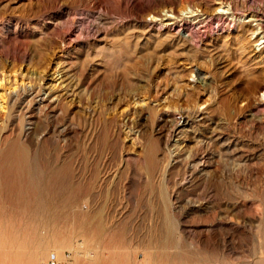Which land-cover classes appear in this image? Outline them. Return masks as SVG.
Masks as SVG:
<instances>
[{"label":"rangeland","instance_id":"374dc122","mask_svg":"<svg viewBox=\"0 0 264 264\" xmlns=\"http://www.w3.org/2000/svg\"><path fill=\"white\" fill-rule=\"evenodd\" d=\"M215 1L0 0V264H264V0Z\"/></svg>","mask_w":264,"mask_h":264},{"label":"bare ground","instance_id":"6f19581e","mask_svg":"<svg viewBox=\"0 0 264 264\" xmlns=\"http://www.w3.org/2000/svg\"><path fill=\"white\" fill-rule=\"evenodd\" d=\"M225 1V0H224ZM214 2L216 3V1L214 0ZM220 3V2H219ZM227 4V3H226ZM228 5H229V3H228ZM218 7V8H217ZM216 8H215V10H220L219 8H221V7H225V4H224V2H221L220 4H218V6H217ZM213 11V10H212ZM216 11H214V13H215ZM238 12V11H237ZM170 13V12H169ZM244 13V12H243ZM166 14V13H165ZM168 15L169 14H167L166 16L168 17ZM165 16V15H164ZM169 16H171V15H169ZM242 16H248V21H250L251 23H252V21H254V24H255V22H256V24L255 25H257L256 27H254V28H252V32L251 31H249L250 32V34H251V37L252 36H254V37H257L256 39H255V41H254V43H255V46H257V50H258V52L256 51V52H254V53H252V57H254L255 59H257V61L258 62H261L262 61V58H263V56H262V53H263V51H264V18L262 17V16H260V14L259 13H256V12H249V13H244V14H242ZM162 20V19H161ZM169 22V21H168ZM172 22V21H171ZM254 25V26H255ZM262 28V29H261ZM260 29V30H259ZM249 30V29H248ZM254 39V38H253ZM252 39V40H253ZM243 46V45H242ZM242 46H240V49H241V47ZM243 48H245V47H243ZM242 48V49H243ZM245 51V50H244ZM243 51V52H244ZM242 54H244V53H242ZM264 54V53H263ZM255 55V56H254ZM61 67V66H60ZM58 68V67H57ZM55 72H57V71H55ZM61 73L62 72H60V75H59V77H57L58 78V80H59V78H61ZM58 74V73H57ZM56 75V74H55ZM58 76V75H57ZM52 77V76H51ZM69 78H71V75H70V77ZM3 78H0V80H2ZM54 79V78H53ZM56 79V78H55ZM193 79V78H192ZM5 80V79H4ZM58 80H57V82H58ZM194 81H195V79H193ZM9 81V80H8ZM61 81V80H60ZM59 81V82H60ZM75 81V80H74ZM174 81V80H173ZM190 81V80H189ZM202 82V81H201ZM8 83V82H7ZM27 83V82H26ZM52 83V82H51ZM1 84H3V83H1ZM13 84V83H12ZM15 84V83H14ZM20 84H22V83H20ZM24 84V83H23ZM30 84V83H29ZM53 84V83H52ZM60 84V83H59ZM74 84V83H73ZM72 84V85H73ZM188 84H189V82H188ZM5 85V84H4ZM26 85H28V84H26ZM62 85H63V83H62ZM68 85V84H67ZM71 85V86H72ZM76 85V84H75ZM263 85V84H262ZM7 86V85H6ZM8 86H9V84H8ZM30 86V85H29ZM32 86V85H31ZM30 86V87H31ZM77 86V85H76ZM12 87V86H11ZM13 87H14V85H13ZM22 87V86H21ZM33 87V86H32ZM54 87L55 86H50V85H47L45 88H46V90H45V95H47V96H49V95H51V94H53V90H54ZM62 87V86H61ZM60 86H59V88H61ZM67 87V86H66ZM3 88V87H2ZM9 88H10V86H9ZM25 88V87H24ZM44 88V89H45ZM58 88V87H57ZM63 88V87H62ZM72 88V87H71ZM74 88V87H73ZM4 89V88H3ZM12 89V88H11ZM15 89V88H14ZM17 89V88H16ZM39 89H41V88H39ZM28 90V89H27ZM31 90V89H30ZM58 90V89H57ZM64 90V89H63ZM66 90V89H65ZM67 90H69V88L67 89ZM6 91V90H5ZM4 91V92H5ZM8 91H11V90H8ZM7 91V92H8ZM26 91V90H25ZM33 91V90H32ZM72 91V90H71ZM31 92V91H30ZM67 92V91H66ZM74 92V91H73ZM41 93V92H40ZM56 93H58V92H56ZM68 93V92H67ZM181 93V92H180ZM179 93V94H180ZM7 94H9V93H7ZM22 94H23V92H22ZM27 94V93H26ZM64 94V93H63ZM69 95H70V93H68ZM72 94V93H71ZM74 94V93H73ZM182 94V93H181ZM186 95H187V93H185ZM1 95H3V94H1ZM14 95H16V94H14ZM24 95V94H23ZM58 95V94H57ZM57 95H54L50 100H53V99H57L58 97H57ZM5 96V95H4ZM6 96H8V95H6ZM25 96V95H24ZM262 96L264 97V90H263V92H262ZM186 97V96H185ZM41 98V97H40ZM44 98V97H43ZM42 98V99H43ZM3 99V98H2ZM5 99V98H4ZM4 102V101H3ZM56 102V101H55ZM45 103V102H44ZM42 104V103H41ZM184 104H185V102H184ZM5 106V105H4ZM77 106H80L79 104L77 105ZM186 106V105H185ZM45 108H46V106H44ZM81 107V106H80ZM197 107V106H196ZM198 107H199V105H198ZM1 109H2V107H1ZM166 108H164V110H165ZM168 109H170V108H168ZM168 109H167V111H168ZM187 109V108H186ZM189 109V108H188ZM187 109V110H188ZM79 110V109H78ZM77 110V111H78ZM171 111V110H170ZM201 111V109H199V108H195V110H192V111H185L184 109L183 110H180L178 113H176V114H174L173 116H172V119H171V123L170 124H172L171 126H172V131L174 132V133H177V131L178 130H180L183 126H185L186 124H188V122L190 121V120H192V117L194 116L195 118L196 117H198V120H199V118L201 119L202 118V112H200ZM83 112V111H82ZM165 112H166V110H165ZM162 114H164V113H162ZM166 115V114H165ZM193 115V116H192ZM200 116V117H199ZM206 117V116H205ZM161 118H162V116H161ZM197 119V118H196ZM170 126V127H171ZM214 128V127H213ZM212 130H215V129H212ZM171 135V134H170ZM211 136V135H210ZM170 138H171V136H170ZM16 141V140H15ZM18 141V140H17ZM176 141H177V139H176ZM10 144V143H9ZM19 147H20V144L18 145ZM22 147V146H21ZM12 149H14V148H12ZM20 149V148H19ZM18 150L16 149V152H17ZM10 152V151H9ZM11 153H13V152H11ZM20 157V156H19ZM25 158V157H24ZM28 159V158H27ZM26 159V160H27ZM14 160V159H13ZM15 160H16V163H17V160L19 161V159H16L15 158ZM29 160V159H28ZM13 163V162H15V161H12L11 159H10V161H9V163ZM23 162H24V159H23ZM11 163V164H12ZM18 164H19V162H18ZM21 164V163H20ZM25 164V163H24ZM28 164V163H27ZM30 164V163H29ZM13 165V164H12ZM11 167V166H10ZM27 168L29 167V165H27L26 166ZM27 168H26V170H27ZM22 172H23V169H22ZM29 173V172H28ZM13 176H14V174H13ZM21 177V176H20ZM13 178H15V176L13 177ZM1 180V179H0ZM30 180V179H29ZM19 182V181H18ZM30 182V181H29ZM32 182V181H31ZM30 182V183H31ZM0 187H1V185H0ZM18 191H20V190H18ZM18 191H16V194H17V192ZM8 192V191H7ZM18 198V197H17ZM37 199V198H36ZM38 200V199H37ZM18 201V200H17ZM38 203V202H37ZM41 208V207H40ZM44 209V208H43ZM43 211V210H42ZM41 211V212H42ZM48 211V210H47ZM38 213V212H37ZM47 214V213H46ZM42 216V215H41ZM54 217V216H53ZM56 217V216H55ZM51 219H53V218H51ZM16 227V226H15ZM15 230V229H14ZM17 231V230H16ZM22 231V230H21ZM18 232V231H17ZM18 234V233H17ZM12 236V235H11ZM17 236V235H16ZM17 237H15V239H16ZM15 243V242H14ZM24 243H22V245H23ZM20 248V247H19ZM8 249V248H7ZM15 249V247L13 248V250ZM13 256V255H12ZM16 257H17V255H16Z\"/></svg>","mask_w":264,"mask_h":264},{"label":"built area","instance_id":"2783aa9c","mask_svg":"<svg viewBox=\"0 0 264 264\" xmlns=\"http://www.w3.org/2000/svg\"><path fill=\"white\" fill-rule=\"evenodd\" d=\"M79 254L87 258L93 255L94 251L83 247L78 250L67 249L62 254H59L57 251H52L47 264H78L76 262V256Z\"/></svg>","mask_w":264,"mask_h":264}]
</instances>
